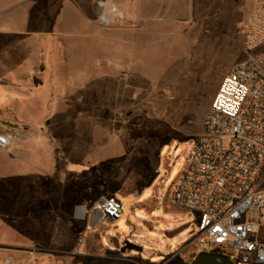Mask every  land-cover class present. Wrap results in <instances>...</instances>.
I'll return each mask as SVG.
<instances>
[{"label": "rangeland", "instance_id": "rangeland-1", "mask_svg": "<svg viewBox=\"0 0 264 264\" xmlns=\"http://www.w3.org/2000/svg\"><path fill=\"white\" fill-rule=\"evenodd\" d=\"M256 1H220L212 17L194 18L195 28L202 26L199 32H192L190 26L183 24H178L183 27L177 30L166 19L156 18L155 25L166 32L156 33L154 48L145 46L146 34L141 29L137 35L124 34V47L130 39L133 45L123 50L122 62L118 65L119 79L107 81V98L111 95L115 104L112 108L116 111H109L108 106L104 112L101 107L99 86L102 82L94 60L97 46L93 44L97 38L91 40L89 58L84 62L79 55L74 66L65 57L57 60L52 54L47 56L49 67L40 90L49 95L55 85L65 103L60 113L32 115L39 121L43 114L49 122L57 120L51 123V133L59 141L58 151L65 156L60 170L63 163L68 170L63 179L62 174L58 177V186L69 202L68 207L72 208L66 213L62 208L53 212L62 219L60 232L72 235L78 247L95 236L102 238L103 245L107 246L111 244V237L121 234L141 248L121 252L124 257L145 256L148 251L155 254L153 258L172 256L185 246L180 254L172 257L171 264H188L199 253L192 244L197 235L195 214L171 206L166 192L194 138L203 133V121L222 78L243 58L245 21ZM98 17L99 14L94 16L97 24L105 27ZM112 22L139 28L147 23L146 19L127 22L125 17ZM35 25V20L27 18V29ZM136 36L138 46L134 44ZM67 69L74 72V80L51 81L52 73ZM73 96L74 106L69 104ZM3 124L24 136V126L15 121ZM101 124L106 129L102 130ZM259 180L264 189V168ZM106 196H116L122 203L119 220L91 226L87 218L78 219L75 206L84 205L88 212L94 201Z\"/></svg>", "mask_w": 264, "mask_h": 264}, {"label": "crops", "instance_id": "crops-1", "mask_svg": "<svg viewBox=\"0 0 264 264\" xmlns=\"http://www.w3.org/2000/svg\"><path fill=\"white\" fill-rule=\"evenodd\" d=\"M96 1L0 0V123L15 121L25 128L20 142L7 149L0 148V264H171L172 257L185 247L172 256L153 258L155 254L148 251L145 256L124 257L120 248L127 238L121 234L111 237V244L107 246L103 245L102 238L95 236L78 247L72 235L60 232L62 219L53 209L62 208L66 213L72 207H68L69 202L58 186V177L62 174L63 179L68 170L64 163L60 170L65 156L58 151L59 141L51 133L50 126L57 120L49 122L43 114L39 121L32 114L58 113L65 103L55 85L49 95L40 90L49 67L47 56L52 54L57 60L65 57L74 66L79 55L84 62L89 58L91 40L97 38L93 44L97 46L94 60L99 67V82H102L99 86L101 107L104 112L108 106L109 111H116L112 108L115 104L111 95L107 98V81L119 79L118 65L122 62L123 50L133 45L127 37L130 40L124 47L123 35H137L141 29L146 34L145 46L154 48L156 33L166 32L155 25L156 18L166 19L177 30L183 27L178 24H183L190 26L192 32H199L202 26L195 28L194 18L212 17L223 0H101L105 2L103 9L96 6ZM257 1L256 4L264 3ZM110 6H115L127 22L146 19V26H122L116 22L99 26L94 16L99 13L112 16ZM27 18L35 20V28L27 29ZM137 42L136 36L135 46ZM73 73L68 69L57 71L51 74L57 77L51 76V81L74 80ZM70 76L72 78L68 79ZM69 91L67 88L66 93ZM73 99L69 104L74 106V96ZM100 128L106 129L104 124ZM81 206L84 205L74 208ZM86 218L91 226L96 225L91 216ZM75 259L78 260L75 262Z\"/></svg>", "mask_w": 264, "mask_h": 264}, {"label": "built area", "instance_id": "built-area-1", "mask_svg": "<svg viewBox=\"0 0 264 264\" xmlns=\"http://www.w3.org/2000/svg\"><path fill=\"white\" fill-rule=\"evenodd\" d=\"M103 9L105 2L98 0ZM99 13L101 24L124 16L109 7ZM243 58L222 78L176 178L167 188L173 207L195 214L199 252L226 255L230 264H264V3L251 9L242 42ZM22 136L0 123V148ZM84 207L85 219L113 223L122 217L116 196L102 197ZM32 254V251L29 252Z\"/></svg>", "mask_w": 264, "mask_h": 264}, {"label": "water", "instance_id": "water-1", "mask_svg": "<svg viewBox=\"0 0 264 264\" xmlns=\"http://www.w3.org/2000/svg\"><path fill=\"white\" fill-rule=\"evenodd\" d=\"M140 249V247H138L134 243H131L128 239H125L123 241L121 252H125L126 250L140 251ZM188 264H230V261L228 257L223 254L214 252H199L192 258V260Z\"/></svg>", "mask_w": 264, "mask_h": 264}, {"label": "bare ground", "instance_id": "bare-ground-1", "mask_svg": "<svg viewBox=\"0 0 264 264\" xmlns=\"http://www.w3.org/2000/svg\"><path fill=\"white\" fill-rule=\"evenodd\" d=\"M83 211H84V207L81 206L77 209V214L80 215L79 217H81L83 215Z\"/></svg>", "mask_w": 264, "mask_h": 264}]
</instances>
